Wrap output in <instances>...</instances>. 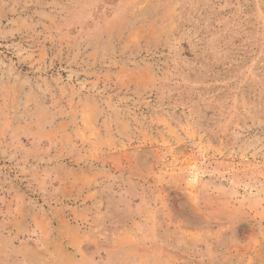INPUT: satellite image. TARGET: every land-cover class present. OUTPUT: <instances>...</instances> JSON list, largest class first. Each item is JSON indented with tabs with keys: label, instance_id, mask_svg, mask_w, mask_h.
<instances>
[{
	"label": "rangeland",
	"instance_id": "1",
	"mask_svg": "<svg viewBox=\"0 0 264 264\" xmlns=\"http://www.w3.org/2000/svg\"><path fill=\"white\" fill-rule=\"evenodd\" d=\"M0 264H264V0H0Z\"/></svg>",
	"mask_w": 264,
	"mask_h": 264
}]
</instances>
